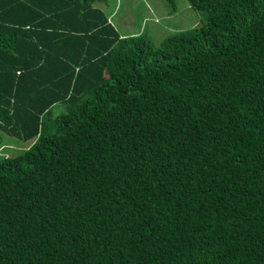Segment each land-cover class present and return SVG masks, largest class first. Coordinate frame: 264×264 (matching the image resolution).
I'll return each instance as SVG.
<instances>
[{"label": "trees", "instance_id": "1", "mask_svg": "<svg viewBox=\"0 0 264 264\" xmlns=\"http://www.w3.org/2000/svg\"><path fill=\"white\" fill-rule=\"evenodd\" d=\"M102 1L0 0V264H264V0Z\"/></svg>", "mask_w": 264, "mask_h": 264}, {"label": "rangeland", "instance_id": "2", "mask_svg": "<svg viewBox=\"0 0 264 264\" xmlns=\"http://www.w3.org/2000/svg\"><path fill=\"white\" fill-rule=\"evenodd\" d=\"M95 6L110 18L120 35H143L155 44L204 24L202 13L187 0H105Z\"/></svg>", "mask_w": 264, "mask_h": 264}]
</instances>
